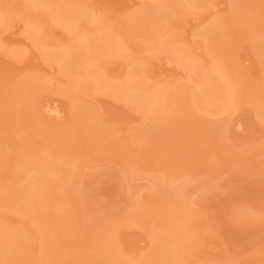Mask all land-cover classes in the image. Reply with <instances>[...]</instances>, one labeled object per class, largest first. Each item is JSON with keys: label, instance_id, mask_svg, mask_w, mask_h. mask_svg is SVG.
Instances as JSON below:
<instances>
[{"label": "rangeland", "instance_id": "1", "mask_svg": "<svg viewBox=\"0 0 264 264\" xmlns=\"http://www.w3.org/2000/svg\"><path fill=\"white\" fill-rule=\"evenodd\" d=\"M0 223L3 264H264V0H0Z\"/></svg>", "mask_w": 264, "mask_h": 264}, {"label": "bare ground", "instance_id": "2", "mask_svg": "<svg viewBox=\"0 0 264 264\" xmlns=\"http://www.w3.org/2000/svg\"><path fill=\"white\" fill-rule=\"evenodd\" d=\"M38 2V1H37ZM44 3V2H43ZM193 4V3H192ZM68 6V5H67ZM47 7V6H46ZM49 7V6H48ZM50 8V7H49ZM65 8V7H64ZM51 10V9H50ZM159 10L161 11V9L159 8ZM65 12H67L68 14H67V16H65L66 14H65V12L63 13V15L65 16V17H69L70 19H72V18H75V17H78V12L76 11V9L74 10L73 8H71L70 10H69V6H68V9L67 10H64ZM79 11H81V10H79ZM154 12V11H153ZM82 13H84V12H80V14H82ZM161 13V12H160ZM80 14H79V17H80ZM84 15H86V14H84ZM166 14H164L163 16H165ZM153 16V15H152ZM59 17H61V14L59 15ZM81 17H82V15H81ZM106 17V16H105ZM160 17V14H157V16H155V18H159ZM162 17V16H161ZM63 20V19H62ZM100 22H98V24H96L95 23V27L93 28L94 29V31H93V29H91L94 33H95V35L94 36H82V37H80L79 38V40H78V43L79 44H77L76 46H77V48L76 49H80V54H81V56L80 57H82V58H86V60H93V59H96V58H99L98 57V55H102V54H107V55H120L121 56V54L122 53H120L121 52V49H120V47H122V46H119V42L118 41H116V40H114L113 39V37H111L110 35V29L111 28H108V27H105L106 25H104V23L102 24H99ZM108 28V29H107ZM136 29V28H135ZM223 29V28H222ZM91 31V32H92ZM32 33V32H31ZM147 33V32H146ZM93 34V33H92ZM139 34V33H138ZM84 35V34H83ZM119 35V34H118ZM130 37V36H129ZM114 40V41H113ZM169 40H171V39H169ZM174 41V40H173ZM118 42V43H117ZM172 41H170V43H169V45H171L173 48H178V47H176V45H173V43H171ZM122 44V43H121ZM175 44V43H174ZM148 45V44H147ZM151 46V45H150ZM75 48V47H74ZM156 48V47H155ZM163 48V47H162ZM262 48V47H261ZM78 49V50H79ZM64 51V50H63ZM71 52H72V54H74L73 53V51L72 50H70ZM88 52H90V53H88ZM61 53V54H60ZM60 53H57V54H59V55H57V54H51V55H49V58H53V59H55L56 57H57V60L59 59V60H61L60 58H62L65 54H63V52H60ZM64 53H68V54H70V52H69V50H67V48L65 49V51H64ZM63 54V55H62ZM76 54V53H75ZM75 54H74V56H71V54H70V56L71 57H75ZM77 54H79L78 52H77ZM259 55V54H258ZM61 56V57H60ZM69 56V55H68ZM77 57V56H76ZM79 57V56H78ZM254 57V56H253ZM259 57V56H258ZM255 58V57H254ZM121 59V58H120ZM66 62H67V60H66ZM194 65V64H193ZM69 74H71L70 73V71L68 72V75ZM75 74V73H74ZM112 74V73H111ZM204 75H207L206 77L204 76V79L206 78V80H208L209 78H211V74H209V72L207 73V74H204ZM209 75H210V77H209ZM69 77H70V75H69ZM217 77H218V75H217ZM213 78V77H212ZM69 79H72V77L71 78H69ZM74 79V78H73ZM216 79V78H215ZM251 79V78H250ZM130 80V79H129ZM129 80H127V81H123L122 83H119V84H108V83H105L104 81H103V78L99 75L98 77H97V84H98V86H99V89H103V87H104V90L106 89V90H108V91H110V92H113V93H117V95H119V96H123L124 98H125V96H126V98H127V96H129V98L130 99H135V100H138L139 101V106H140V108H142L143 110H145V111H147V110H149V109H151L153 106H155L156 104H158V102H160V100H161V98H162V95H163V92H166L164 89H159L160 87H158V88H156V89H149V90H147L146 89V91H145V89L143 90V88H141V87H139V85L138 86H135L131 81H129ZM212 80H214V79H212ZM217 80V79H216ZM219 80V79H218ZM217 80V81H218ZM221 80V79H220ZM220 80L218 81V83H220ZM73 82H75V80H72ZM209 81V80H208ZM217 81H215V82H217ZM80 84V82L78 81V82H76V84ZM204 83V82H203ZM210 83V82H209ZM206 84V83H205ZM211 85H209L208 83L206 84V87H208V89H202L203 90V92L205 91V93L203 94L202 93V98L201 99H203L202 101H203V103H206L208 100V98H206L205 96H209L210 94L211 95H213L214 97H215V92H214V90H216L215 89V86L216 85H214V83L212 84V82L210 83ZM216 84V83H215ZM213 85V86H212ZM220 85V84H219ZM218 85V86H219ZM83 87H84V85H82ZM97 86V87H98ZM221 86V85H220ZM219 86V87H220ZM217 87V86H216ZM219 87H217L218 88V90L220 89ZM155 88V87H154ZM105 90V91H106ZM134 91H137L138 92V94H135L134 93ZM220 91H221V89H220ZM217 92H219V91H217ZM224 93H226V92H224ZM206 94H208V95H206ZM166 95V94H165ZM164 95V96H165ZM205 95V96H204ZM219 95V94H218ZM224 95V94H223ZM222 95V96H223ZM200 96V95H199ZM204 96V97H203ZM219 97V99L222 101V103H224L225 104V107H226V105L228 104V101H230V100H228V98L230 97V94H227L226 93V95H224L223 96V98L221 97V95L220 96H217V98ZM134 100V101H135ZM178 100V99H177ZM137 101V102H138ZM199 101H201L200 99H199ZM196 104V103H195ZM213 107V106H212ZM135 108V107H134ZM227 108V107H226ZM89 127V126H88ZM87 127V128H88ZM85 130V129H84ZM178 145V144H177ZM27 159V158H26ZM42 161V160H41ZM16 163V162H15ZM12 166V165H11ZM19 166V165H18ZM46 169L44 168V171H45ZM43 172V170H41V173ZM45 173V172H44ZM7 174V173H6ZM46 180H48V179H46ZM52 180V179H51ZM43 181H45V180H42V182ZM48 182H49V180H48ZM50 183V182H49ZM48 183V184H49ZM45 184V183H44ZM45 190V189H44ZM46 202V201H45ZM180 214V213H179ZM180 216V215H179ZM9 233H10V231H8L7 230V227L6 228H4L3 227V225H1V223H0V250L2 251V249H3V251H5V250H8V249H13V246L15 245V244H12L10 241H9V239L8 238H10V237H8V235H9ZM171 234V233H170ZM165 235V234H164ZM167 235V234H166ZM169 236V235H168ZM14 237V236H13ZM167 238H169V237H167ZM172 238V237H171ZM7 239V240H6ZM166 239V238H165ZM157 240V239H156ZM188 240V239H187ZM22 241V240H21ZM20 241V242H21ZM164 241V240H163ZM190 241V240H189ZM106 242V241H105ZM169 242V241H168ZM183 242V240H181V239H178V240H174V243L173 244H175V246H177V247H179V245L181 244ZM187 242V241H186ZM191 242V241H190ZM107 243V242H106ZM5 248V249H4ZM156 250V249H155ZM175 252L172 250H169V254L171 255V257L173 256V254H174ZM0 256H1V254H0ZM162 257V256H161ZM174 257V256H173ZM176 257V256H175ZM154 258V257H153ZM2 259V258H1ZM152 259V258H151ZM155 259V258H154ZM175 259V258H174ZM159 260V259H158ZM110 261H113V262H115V264H123V263H121V262H119L118 261V258L117 257H113V258H111L110 259ZM110 261H108V262H110ZM144 263H146V262H148L149 261V259L148 258H145L144 260ZM177 261V260H176ZM2 262H3V259H2ZM1 261H0V264H3ZM112 262V263H113ZM8 262H6V264H7ZM173 263V262H172ZM105 264V263H104ZM171 264V263H170ZM176 264V263H175Z\"/></svg>", "mask_w": 264, "mask_h": 264}]
</instances>
